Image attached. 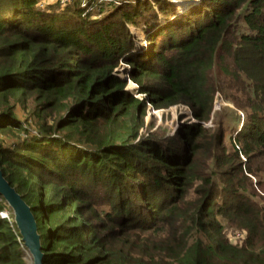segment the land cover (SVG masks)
<instances>
[{"label": "trees", "instance_id": "16d2710c", "mask_svg": "<svg viewBox=\"0 0 264 264\" xmlns=\"http://www.w3.org/2000/svg\"><path fill=\"white\" fill-rule=\"evenodd\" d=\"M47 1L0 0V166L43 264H264V0ZM22 244L0 214V264Z\"/></svg>", "mask_w": 264, "mask_h": 264}, {"label": "water", "instance_id": "95a60500", "mask_svg": "<svg viewBox=\"0 0 264 264\" xmlns=\"http://www.w3.org/2000/svg\"><path fill=\"white\" fill-rule=\"evenodd\" d=\"M193 2L181 1L184 10ZM179 4V6L181 5ZM0 195L9 203L14 213V221L21 235L23 246L31 255L33 264H43V247L38 224L32 208L23 199L22 195L6 179L0 166Z\"/></svg>", "mask_w": 264, "mask_h": 264}, {"label": "rangeland", "instance_id": "374dc122", "mask_svg": "<svg viewBox=\"0 0 264 264\" xmlns=\"http://www.w3.org/2000/svg\"><path fill=\"white\" fill-rule=\"evenodd\" d=\"M44 1H47V0H44ZM49 1L51 2L52 0H48L47 2H49ZM177 3L181 4V1H177ZM132 30L134 31V33L139 35V39H140L139 45L141 46V48L146 49L147 42L145 41V33L136 29V28H132ZM121 67H122L121 71H123L122 72L123 77L127 78L126 74L124 73L125 66H123V64H122ZM129 88L135 89V88H137V85L133 81H129ZM140 97L145 98V96H143V95H140ZM229 106L234 107L231 103L226 101V99L224 98L222 93L217 92L214 109L217 111H220L222 108L224 109L225 107H229ZM163 113H165V114L163 115ZM20 115L22 116L23 120L27 117L24 112H21ZM182 115H184L183 118H182ZM152 117L154 118V120L156 121L158 126L164 123V124H167L170 127H172V133H175L177 131V129L179 128V126H181V124H185L187 121H193L194 120L192 118V112H191L190 108L183 106V105L173 106L167 110H156V109L150 108L149 109V115H148V121L150 119H152ZM209 125H211V122H209ZM1 201H2V205H3L2 211L8 212L10 216H12V215L14 216L13 210L10 207L9 203L6 200H1ZM242 234L243 233L239 230H231L229 232V237L232 241H238V240H240L239 238L242 237ZM21 249L23 251V254L25 255L24 257H25L26 261L28 262V264H33L31 255L29 254L28 250L23 246V244L21 246Z\"/></svg>", "mask_w": 264, "mask_h": 264}, {"label": "built area", "instance_id": "2783aa9c", "mask_svg": "<svg viewBox=\"0 0 264 264\" xmlns=\"http://www.w3.org/2000/svg\"><path fill=\"white\" fill-rule=\"evenodd\" d=\"M60 1H61V2H71L72 0H60ZM43 4H44V3H43ZM0 214H1V216L4 217V218H5V217H6V218H9V216H10L8 212H3V211H2Z\"/></svg>", "mask_w": 264, "mask_h": 264}]
</instances>
